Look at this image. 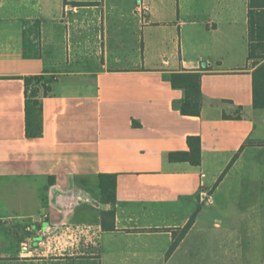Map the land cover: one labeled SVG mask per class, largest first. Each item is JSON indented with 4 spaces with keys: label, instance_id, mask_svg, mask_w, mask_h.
Here are the masks:
<instances>
[{
    "label": "crops",
    "instance_id": "crops-1",
    "mask_svg": "<svg viewBox=\"0 0 264 264\" xmlns=\"http://www.w3.org/2000/svg\"><path fill=\"white\" fill-rule=\"evenodd\" d=\"M248 14L249 0H0V264H264ZM181 72L202 73L200 116L177 106ZM34 75L57 82L28 138ZM190 136L201 165L170 162ZM102 174L117 176L114 222Z\"/></svg>",
    "mask_w": 264,
    "mask_h": 264
},
{
    "label": "trees",
    "instance_id": "trees-1",
    "mask_svg": "<svg viewBox=\"0 0 264 264\" xmlns=\"http://www.w3.org/2000/svg\"><path fill=\"white\" fill-rule=\"evenodd\" d=\"M248 60L257 67L253 72V107L256 110H264V0H249L248 14ZM201 72H181L171 74L169 81L174 89L183 90L185 98L177 106L185 116H200L203 108V95L201 91ZM25 84V112L26 133L28 138H39L43 135L42 98L47 97L52 91V85L57 82L54 76L34 75L23 78ZM189 151L172 152L168 159L172 163L187 162L193 166L202 163V145L199 136L188 138ZM237 159L234 158L232 163ZM231 163V165H232ZM230 167V166H229ZM227 171V170H226ZM226 173V172H225ZM52 179L50 182L52 183ZM96 191L104 197L106 204H111L112 209L104 212L103 216L114 222L115 202L117 199L118 181L116 175L102 174L97 178ZM195 220L193 216L189 224L174 233V241L167 256H170L179 246ZM114 229L111 226L105 229Z\"/></svg>",
    "mask_w": 264,
    "mask_h": 264
},
{
    "label": "rangeland",
    "instance_id": "rangeland-1",
    "mask_svg": "<svg viewBox=\"0 0 264 264\" xmlns=\"http://www.w3.org/2000/svg\"><path fill=\"white\" fill-rule=\"evenodd\" d=\"M257 121H258L257 124H258L259 130H261V128H264V125L261 123V120L258 119ZM20 192H21V196L24 195V194H26V191L24 192V191H22V189L20 190ZM26 225H27V222H23V223L20 224V226L18 228L21 237L28 235V233H27L28 231L25 230V226ZM17 250H18V248L17 247H14L13 250H12V253L14 255H16V253L18 252ZM52 264H67V263H52Z\"/></svg>",
    "mask_w": 264,
    "mask_h": 264
},
{
    "label": "water",
    "instance_id": "water-1",
    "mask_svg": "<svg viewBox=\"0 0 264 264\" xmlns=\"http://www.w3.org/2000/svg\"><path fill=\"white\" fill-rule=\"evenodd\" d=\"M100 194V193H99ZM101 195V194H100ZM106 206H105V204H102V208L104 209Z\"/></svg>",
    "mask_w": 264,
    "mask_h": 264
}]
</instances>
